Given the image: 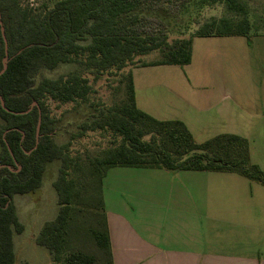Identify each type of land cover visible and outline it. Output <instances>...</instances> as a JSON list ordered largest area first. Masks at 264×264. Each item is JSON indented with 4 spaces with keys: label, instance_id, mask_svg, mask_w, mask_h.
<instances>
[{
    "label": "trees",
    "instance_id": "1",
    "mask_svg": "<svg viewBox=\"0 0 264 264\" xmlns=\"http://www.w3.org/2000/svg\"><path fill=\"white\" fill-rule=\"evenodd\" d=\"M216 5L233 15L212 18L181 37L202 10ZM0 16L9 53L0 76L5 103L3 108L0 99V264L16 263L14 235L25 229L15 197L41 189L54 162L60 164L54 182L59 210L36 238L53 264H114L103 197V181L112 168L232 173L264 186V170L252 162L246 138L227 133L199 144L183 121L144 112L137 105L132 71L121 77L122 100L110 107L91 104L96 113L65 144L56 140L58 120L48 104L88 102L89 76L121 72L152 53L158 58L140 67L187 66L194 38L251 42L264 35L241 0H58L43 12L22 0H0ZM172 21L180 25V37L171 41ZM2 26L0 72L6 51ZM71 64L77 69L66 75L45 74ZM89 132L108 134L111 145L95 156H74L72 142Z\"/></svg>",
    "mask_w": 264,
    "mask_h": 264
},
{
    "label": "rangeland",
    "instance_id": "2",
    "mask_svg": "<svg viewBox=\"0 0 264 264\" xmlns=\"http://www.w3.org/2000/svg\"><path fill=\"white\" fill-rule=\"evenodd\" d=\"M56 1L58 0H22L25 6L32 4L41 12L52 8ZM241 1L248 6L251 19H254L258 28L262 29L259 34H264V0ZM232 15L233 13H230L225 5L206 8L196 16L197 21L189 22L188 33L181 37H190L192 32L194 33L202 24L212 18L219 19ZM179 26L178 23L171 22V41L180 37V34L177 33ZM211 42L210 39L205 38L193 39L194 60L190 66L140 67L143 63H150L158 58V53H152L138 57L133 66H129L121 72L114 70L99 79L89 76L93 93L88 102L61 104L49 100L51 115L58 120L57 142L60 144L69 142L72 135L78 132L81 122L86 121L92 114L96 113L95 107H92L91 104L97 107H110L120 102L124 97V84L120 80L122 75L129 71H135L137 105L141 110L150 115L156 114L163 120H176L178 117H186L187 127L193 134L194 140L199 144L220 135L226 130L212 121L210 112L209 117L200 116L199 118L196 110H192L193 106L201 101L202 95L200 94L202 93L196 92L197 90H190L191 107L190 105L186 106L184 102L188 97L178 92L186 85V76H194L200 72L208 75L215 70L222 69L220 66L215 65L214 67L212 64L213 51H217V49L213 50L214 46ZM245 42L248 41L245 39ZM232 51L230 56L233 58H230L229 62H227L228 60L225 62L224 71L246 73L248 62L245 59L247 55L245 49L234 47ZM217 53L219 58L220 53ZM235 57H237V62L234 63ZM76 69L75 64L64 65L45 74L50 78H58ZM208 77L211 78V75ZM207 90L209 91L203 92V94L211 92L210 88ZM207 96L210 97V95ZM206 98L204 97V99ZM185 108L187 110H183ZM180 110L184 111L183 116L177 113ZM254 137L249 141L252 153L251 160L264 170V137ZM110 141L111 138L106 133L89 132L83 138H77L72 142L71 151L74 156L82 158L95 156L103 149L108 148L111 145ZM59 166L58 162L48 166L41 189L29 195L17 196L14 199L19 219L25 227L22 234L14 235L15 264H53L49 251L38 245L36 238L43 225L54 220L58 214V195L54 188V182L58 177ZM107 174L103 181V197H106L109 210H115L124 215L129 213L134 216H144L150 212L151 216H156V218L165 219L169 215L173 216L179 207L186 208L188 206L187 201L195 200L197 198L196 193H199L193 188L186 190L185 185L242 184L253 189L255 198L259 196V190L264 192L262 185L232 173L171 172L160 169L116 167L110 169ZM177 188L186 191L177 193L175 190ZM226 198L227 196L224 198L225 201H227ZM257 209L253 205V212L258 214Z\"/></svg>",
    "mask_w": 264,
    "mask_h": 264
},
{
    "label": "crops",
    "instance_id": "3",
    "mask_svg": "<svg viewBox=\"0 0 264 264\" xmlns=\"http://www.w3.org/2000/svg\"><path fill=\"white\" fill-rule=\"evenodd\" d=\"M205 39L217 49L212 64L222 69L208 74L211 78L201 72L186 76V85L178 91L188 97L186 106L192 107L190 90H197L202 93L201 101L192 110L199 118L209 117L210 112L212 121L225 128L221 134H236L248 141L253 136L264 137V35L254 36L251 42L245 37ZM234 47L247 53L246 73L224 71ZM193 60L194 44L187 66ZM133 75L136 84L135 71ZM209 88L211 92L203 94ZM183 110L177 113L183 116ZM151 116L163 120L156 114ZM176 120L187 125L186 117ZM185 186L199 192L197 198L187 201L186 208L177 207V213L165 219L150 212L134 216L109 210L104 196L114 264H264V192L259 190L255 198L253 189L242 184Z\"/></svg>",
    "mask_w": 264,
    "mask_h": 264
},
{
    "label": "water",
    "instance_id": "4",
    "mask_svg": "<svg viewBox=\"0 0 264 264\" xmlns=\"http://www.w3.org/2000/svg\"><path fill=\"white\" fill-rule=\"evenodd\" d=\"M0 24L2 26V21H1V16H0ZM2 33H3V36H4V40H5V45H6V51H5V59L3 61V65H4V68L3 70L0 72V76L5 72V70L7 69V63L9 61V53H8V45H7V41H6V38H5V34H4V28L2 26ZM1 99V104L3 106V108H5V103H4V100L2 99V97H0ZM36 106V103H33L31 109H33V107ZM10 112V111H9ZM41 122H42V119H41V116H40V119H39V123H38V127H37V142H36V147L38 146L39 144V138H40V129H41ZM0 169H1V166H0Z\"/></svg>",
    "mask_w": 264,
    "mask_h": 264
}]
</instances>
